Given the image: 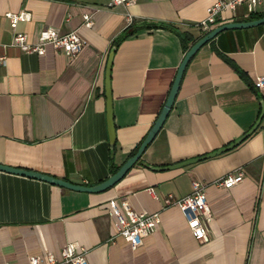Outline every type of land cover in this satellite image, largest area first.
<instances>
[{"label":"crops","instance_id":"obj_1","mask_svg":"<svg viewBox=\"0 0 264 264\" xmlns=\"http://www.w3.org/2000/svg\"><path fill=\"white\" fill-rule=\"evenodd\" d=\"M0 0V165L71 185L92 187L131 157L163 106L184 52L217 26L264 17L243 6L223 11L206 31L196 25L215 0ZM30 20L9 28L4 14ZM87 15L92 25L82 26ZM129 18V19H128ZM158 25L161 27H150ZM45 28L74 31V57L45 46L40 56L12 47L15 33L36 42ZM131 28L130 34L114 42ZM108 75L114 144L108 145L104 71ZM264 24L219 32L187 62L164 122L140 158L110 188L70 191L0 171V264H25L67 243L82 247L87 264H264ZM256 129L234 148L173 169H159L209 154ZM239 170L229 189L212 182ZM114 172V173H115ZM204 184L210 212L207 241L196 242L174 206ZM151 190L149 195L146 190ZM134 212L158 213L159 224L130 249L115 236L107 202Z\"/></svg>","mask_w":264,"mask_h":264},{"label":"built area","instance_id":"obj_2","mask_svg":"<svg viewBox=\"0 0 264 264\" xmlns=\"http://www.w3.org/2000/svg\"><path fill=\"white\" fill-rule=\"evenodd\" d=\"M134 0H109L107 7L127 6ZM264 4V0H215L207 9L205 18L199 22L196 27L206 31L209 26L215 23L216 18L223 11L233 12L236 7L243 6L246 14H252L256 6ZM10 29H14L17 23H25L30 20L27 12L18 11L15 13H5ZM129 19V18H128ZM92 25L87 15L82 16V26L89 28ZM12 47L25 54H35L40 56L44 53L45 46L52 50L62 53L67 57H74L81 48V42L74 31L66 34H58L56 31L45 28L37 36L36 42L28 43L24 34L15 33L12 37ZM4 63V58L0 57V65ZM264 85V78L259 77L255 81V86L260 88ZM242 179L239 170H234L217 178L212 182L215 188L229 189L238 184ZM146 192L151 195V190ZM164 206H174L181 213L186 227L191 237L198 243L207 241L206 225L210 220V212L205 201L204 184L191 182V192L187 196L178 200L166 198L163 201ZM108 214L114 218L113 229L115 236L122 238L130 247L136 248L141 240L150 235L159 224L158 213L134 212L125 202L117 206L114 201L107 202ZM85 251L82 247L72 243L65 244L54 256L46 253L42 257H30L25 264H87Z\"/></svg>","mask_w":264,"mask_h":264},{"label":"water","instance_id":"obj_3","mask_svg":"<svg viewBox=\"0 0 264 264\" xmlns=\"http://www.w3.org/2000/svg\"><path fill=\"white\" fill-rule=\"evenodd\" d=\"M260 24H264V17L258 20L250 21L246 23H230V24L217 26L213 28L212 30H210L207 34L202 36L199 40H197L195 43H193L189 47V49L185 52L180 64L178 65L176 69L175 76L172 81L171 87L169 89L165 102L160 109L159 114L157 115L156 119L154 120L148 132L146 133L145 137L142 139V141L138 145L135 153L131 157L126 159L125 162L116 170V172L113 173L108 178H106L103 182L95 186H92V187H83V186L71 185L63 180L55 179V178H52L46 175H42L39 173L27 171V170L9 168V167L0 165V171L4 173H8V174H14V175H18V176H22V177H26L30 179H35V180L42 181L50 185H55V186H58V187H61V188H64L70 191H76V192L99 193V192H102L112 187L131 168V166L140 158L146 146L152 141V139L154 138V136L156 135V133L162 126L164 119L166 118L169 112V109L171 107V104L174 100V97L176 95L178 85H179L182 73L184 71V68L187 62L189 61V59L195 54V52L202 45H204L206 42L211 40L215 35H217L221 31L228 30V29L246 28V27H251V26L260 25ZM112 51L113 50L110 51L107 57L105 71H104V81H103L104 98H105L106 128H107L108 145L110 149L113 148V144H114V130H113V125H112L110 93H109V83H108V75H109ZM262 113H263V107L260 106V113L257 117V120L254 122L251 128L247 132H245L242 136H240L239 138H237L236 140H234L232 143L228 144L227 146L219 148L218 150H215L209 154L199 156L197 158L189 159L183 162H179L172 166H168L165 168H153V169L159 170V169H173V168L183 167L186 165L193 164L197 161H201L204 159L214 157L216 155H219L223 152H226L234 148L239 143H241L244 139H246L256 129L258 123L261 120Z\"/></svg>","mask_w":264,"mask_h":264},{"label":"trees","instance_id":"obj_4","mask_svg":"<svg viewBox=\"0 0 264 264\" xmlns=\"http://www.w3.org/2000/svg\"><path fill=\"white\" fill-rule=\"evenodd\" d=\"M150 27H161V26H158V25H152V26H150ZM132 31H134V30H132L131 28H129L128 29V31H126L124 34H122L119 38H118V40H116L115 42H114V44H116L119 40H121L122 38H124L127 34H130ZM206 33H204V35H205ZM177 35H178V37H179V41H180V45H181V48H182V51L185 53L186 51H187V46H188V43L190 42V41H192L191 40V38H190V36L187 34V33H177ZM115 171H113V173H114Z\"/></svg>","mask_w":264,"mask_h":264}]
</instances>
